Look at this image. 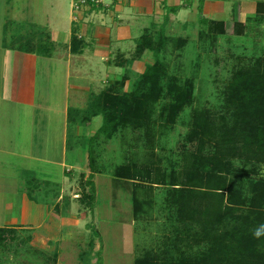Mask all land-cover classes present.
<instances>
[{
    "label": "trees",
    "instance_id": "16d2710c",
    "mask_svg": "<svg viewBox=\"0 0 264 264\" xmlns=\"http://www.w3.org/2000/svg\"><path fill=\"white\" fill-rule=\"evenodd\" d=\"M202 5L203 1L199 14ZM180 9L166 8L165 23L168 14ZM255 9L245 23L234 10L230 22L200 16V40L210 46L218 36H242L249 24L262 22L264 1L257 2ZM22 29L31 32L12 35L11 46H4L26 54L51 55L53 45L42 28L28 25ZM75 30L72 28L70 38L72 55L81 54L86 46ZM155 35L145 29L136 40L133 60L145 52L154 59L141 74L124 72L93 95L85 110L68 109L66 148L69 150L74 125L86 124L97 116L102 117V125L89 139L90 146L100 135L111 140L128 128L137 133L135 145L143 149L142 155L131 146L132 157H124L113 169L112 178L132 186L135 218L151 213L154 191L161 190L159 209L164 221L160 240L154 247L142 249L133 264H264V235H254L264 226V56L233 67L213 108L195 106V79L170 73V65L160 58L169 47L181 52L187 40ZM129 62L122 59L115 65L123 67ZM186 108L191 112L185 123L188 130L181 142L182 151H169L168 157L159 155V141L172 131ZM88 153L89 190L80 201L92 212V177L103 172L94 167L93 148L89 147ZM12 230L16 229L0 228V248L14 240Z\"/></svg>",
    "mask_w": 264,
    "mask_h": 264
},
{
    "label": "rangeland",
    "instance_id": "374dc122",
    "mask_svg": "<svg viewBox=\"0 0 264 264\" xmlns=\"http://www.w3.org/2000/svg\"><path fill=\"white\" fill-rule=\"evenodd\" d=\"M43 1L23 0L18 3L14 2L19 10V16L3 17L1 20L0 39L5 45L11 46L12 35L31 32V29L22 28L28 27L34 21L37 22L35 26H46L43 22L45 18L42 17V13H39L37 8V5H43ZM110 1L105 0V4ZM202 1L204 0H181L180 7L182 9L179 10V13L168 14L169 18H167L168 21L165 25H162L163 13L157 15L155 11L145 20H133L134 23L130 27L131 39L117 42L116 45L113 43L111 45L113 49L112 60H110L111 64L121 62L122 59L127 62L132 60V62L125 63L123 67L102 66L99 57H94L96 60H88L83 66L81 65L86 77L94 80L80 83L79 86L85 84L88 90L79 89L81 92L79 95L75 92L71 93L68 109L85 110L91 97L101 93L108 83L127 71L139 75L148 64L153 63V56L148 52H145L139 60L134 61L132 58L136 40L144 33L145 29H148L152 34L162 33L166 36L181 37L187 40V45L181 52L172 51L169 47L167 53H162L160 58H165L170 65V73L176 74L182 79H195L197 98L195 106L213 108L218 102L220 90L230 76L233 67L239 64H248L257 56H264V18L260 24H249L242 36L230 34L218 36L209 46L208 42L200 40L199 17L230 22L234 10L240 21L245 23L248 17L254 16L256 3L264 0H205L209 3L205 12L202 10L199 14L198 7ZM57 3L56 11H53L48 19L57 23L58 28L62 30L69 22V3L72 1L59 0ZM14 4L12 3V5ZM45 9L47 10L44 7ZM152 26H154L153 30ZM60 52L63 51L60 50ZM5 57L10 56L6 55ZM94 62L98 63L95 67L93 66ZM26 68H28L27 64L14 65V74L17 71L16 74L20 72L23 75L22 71ZM2 70L4 67H0V77ZM73 70L75 71L74 68ZM60 78H57L58 92L62 81ZM21 79L23 78L21 77ZM75 79L76 76L73 74L72 83L76 81ZM3 107L7 108L6 104ZM190 112L191 108H186L172 131L166 133L165 137L159 141L156 148L159 155L168 157L169 151L177 154L182 151L181 142L188 130L185 123ZM7 117L13 119L11 114H8ZM4 120L6 121V119ZM101 125L102 117L97 116L91 118L86 124H75L72 128L69 134V150L66 148L65 152L64 183L54 185L52 182H59L60 177H62L59 167L45 164V162H33L31 164V161H25V163L22 161L19 165L23 164L24 167L33 168L32 178L25 177V179L22 177L18 180L12 178L14 176L11 173L8 174L9 177L2 179L5 186L0 189V192L3 193L1 197H7L8 200L13 197L10 200L12 206L17 205L18 195L26 190L29 203L35 207L34 211H36L38 204L46 206L47 202H50V211H41L44 214L49 213L47 216H42L44 224L41 227L12 230L15 238L6 243L7 246L0 248V264H133L134 259L141 253L142 249L152 248L155 241L160 240L164 221V214L159 209L163 198L161 190L156 189L154 191L155 206L151 213L135 218L131 203L132 186L124 182H117L112 178L113 169L123 163L124 157H128V155L132 157L129 153L131 146L134 152L138 153L139 156L142 155L143 149L138 150V146L135 145L138 144L137 133H132L128 128L125 133L115 135L111 140L104 139L100 135L90 146L89 139L95 135ZM49 138L51 140L46 142L47 145L40 147L42 151L44 148L48 151L47 154L44 151L42 156L48 157L49 160L59 159L61 145L58 140L56 141L57 136L55 138L49 136ZM54 140L55 142H53ZM89 147L93 148L94 151L95 169L103 172L102 174H94L92 177L95 190L94 210L92 212L80 201L83 193L89 190L86 186V181L91 173V168L88 166ZM35 149L37 150L36 146ZM6 161V164H17L16 159L13 158L8 157ZM20 162L21 160L18 161V163ZM7 169L5 172L10 173V169L8 167ZM29 173L27 171L25 175ZM13 179H16L17 185L18 195L15 196L7 192V182L10 181L13 184L15 182ZM34 185L36 189L39 185L42 186L38 190H34ZM60 190L62 191L60 201L51 200L61 193ZM10 213L15 216L16 210H11ZM5 220H7L6 211L3 212L0 204V228H6ZM34 221L32 220V223Z\"/></svg>",
    "mask_w": 264,
    "mask_h": 264
},
{
    "label": "crops",
    "instance_id": "0c3cea01",
    "mask_svg": "<svg viewBox=\"0 0 264 264\" xmlns=\"http://www.w3.org/2000/svg\"><path fill=\"white\" fill-rule=\"evenodd\" d=\"M19 1L23 0H0V38L1 20L3 17L19 16V10L14 4V2L18 3ZM47 1L44 0L43 5H37L38 12L42 13V17L45 18L43 22L46 26L37 25L36 27L40 26L49 35L54 46L52 55L44 57L10 50L9 47L4 46L3 41L0 39V67H4L0 77V120L2 119L0 122V169H3V171H0V189L4 188L5 182L2 179L9 177L8 174L12 173L14 176L12 178L18 180L22 177L32 178L33 168L24 167L23 164L19 165L22 161L23 163L31 161V164L33 162H45V164L59 167L62 177H60L59 182H52L54 185L64 183L65 170L63 171V168H65L67 111L70 105V96L72 92L79 95L81 93L79 89L88 90L85 84L79 86L81 82L86 83L94 80L86 77L81 65L83 66L88 60L93 61L99 57L102 66H116V63H110V60H112L111 53L113 52L111 45L113 43L116 45L117 42L128 38L131 39L130 27L134 23L133 20H145L154 11L157 15L163 13L164 19L166 7H176L182 4L181 0H111L104 7H93L73 12L71 3H69V22L61 30L58 28L57 23L48 19L51 13L56 11L55 8H57L59 0ZM208 3V1H203L202 10L204 12ZM195 6L197 8L196 4ZM44 7L47 10H44ZM183 9L187 10L186 8ZM170 14L172 15V13ZM167 18H169L168 15ZM35 23L37 22L34 21L29 25L35 26ZM163 23H165V20ZM72 28L76 29L75 34L82 38L86 45L82 49V53L78 55L70 53ZM60 50L63 52H60ZM5 54L10 57H5ZM97 62H94V67L98 64ZM23 64L28 65L26 70L22 71L20 69L24 76L20 72L16 74L17 71L14 74L13 66ZM73 74L76 76V81L72 83ZM59 77L62 81L58 92L57 78ZM4 104L7 108L3 107ZM8 114H11L13 119L12 117L8 119ZM49 136L53 138L57 136L56 141L58 140L61 145L59 159L49 160L48 157L42 156L44 151L45 154L48 151L46 148L42 151L40 147L47 145L46 142L51 140ZM8 157L16 159L17 164H6ZM19 160H21L20 163H18ZM7 167L10 169V173L5 172L8 170ZM27 171L30 173L25 175ZM47 175L50 177L49 174ZM13 180L15 181L13 184L10 181L7 182V192L15 196L18 195L17 185L16 179ZM62 191L51 200L59 202ZM2 194L0 192V204L3 212L6 211L7 220L4 222L6 227L29 229L31 227L39 228L44 224L42 216H47L49 213L44 214L41 211H50V202H47L46 206L38 204L36 211H34L35 207L29 203L30 200L26 196V190L18 195L16 206L11 204L10 200L13 197L8 200L7 197H1ZM11 210H16L15 216L11 215ZM32 220L35 221L32 223Z\"/></svg>",
    "mask_w": 264,
    "mask_h": 264
},
{
    "label": "built area",
    "instance_id": "2783aa9c",
    "mask_svg": "<svg viewBox=\"0 0 264 264\" xmlns=\"http://www.w3.org/2000/svg\"><path fill=\"white\" fill-rule=\"evenodd\" d=\"M105 5V0H72L71 9L73 12H77L93 7H104Z\"/></svg>",
    "mask_w": 264,
    "mask_h": 264
},
{
    "label": "clouds",
    "instance_id": "9594fccd",
    "mask_svg": "<svg viewBox=\"0 0 264 264\" xmlns=\"http://www.w3.org/2000/svg\"><path fill=\"white\" fill-rule=\"evenodd\" d=\"M254 235L257 238L264 235V226H261V228L257 229L256 232L254 233Z\"/></svg>",
    "mask_w": 264,
    "mask_h": 264
}]
</instances>
